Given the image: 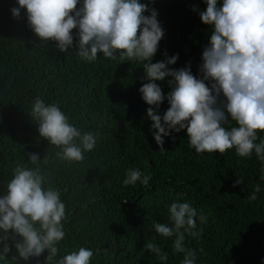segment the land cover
<instances>
[{
  "label": "trees",
  "instance_id": "obj_1",
  "mask_svg": "<svg viewBox=\"0 0 264 264\" xmlns=\"http://www.w3.org/2000/svg\"><path fill=\"white\" fill-rule=\"evenodd\" d=\"M141 2L158 12L165 31L152 62L178 54L177 63L169 67L181 69L190 63L199 77L211 35V26L199 16L207 5L203 0ZM13 7H19L16 0H0V195L17 165L36 166L29 159L35 153L67 204L60 255L86 247L94 252L92 264H161L145 249L154 242L168 254L167 264H180L183 254L173 252V240L159 237L152 227L167 222L168 206L179 200L208 218L206 224L198 222L203 229L199 240L186 237V246L198 251L197 264H262L264 191L255 201L247 199L256 184L264 189L255 155L241 158L234 149L223 155L198 154L189 146L186 130L173 133L174 140L164 137L161 151L147 117L150 106L139 92L147 82H142V65L102 54L93 63L81 61L77 30L73 45L62 52L32 31L26 9L13 17ZM170 79L157 82L165 94L171 91ZM37 97L58 104L82 130L99 133L97 148L83 162H61L58 149L39 135L31 115ZM168 107L165 101L158 114ZM130 168L150 174L149 186L124 185ZM240 179L243 183H237ZM15 255L13 247L8 264ZM47 255L45 251L28 262L20 259L19 264H46Z\"/></svg>",
  "mask_w": 264,
  "mask_h": 264
},
{
  "label": "clouds",
  "instance_id": "obj_2",
  "mask_svg": "<svg viewBox=\"0 0 264 264\" xmlns=\"http://www.w3.org/2000/svg\"><path fill=\"white\" fill-rule=\"evenodd\" d=\"M203 2L207 7L199 16L211 26V35L202 52L199 77L193 75L190 63L181 69L169 67L177 63L178 54L152 62L165 31L158 12L141 0H16L19 7L11 12L20 17L21 9H26L32 31L43 41L55 42L62 52L73 45V30H77L81 61L93 63L102 54L113 61L123 58L142 65V82H147L139 92L150 106L147 117L161 151L164 137L174 140L173 133L186 130L189 146L198 154L223 155L233 149L241 158L254 154L264 181V0ZM167 78H172L168 80L171 91L165 94L157 82ZM165 101L169 107L161 116L158 110ZM31 115L39 135L58 149L56 157L61 162L81 163L97 148L99 133L70 122L58 104L37 97ZM29 159L36 166L17 165L0 195V264H8L13 247L17 255L11 256L12 264L39 258L45 251L46 264H92L94 252L86 247L60 255L59 246L66 239L67 204L39 167V156L30 153ZM151 180L150 174L130 168L123 184L147 187ZM262 191L256 184L247 199L257 200ZM167 210L168 221L152 225L155 233L173 240V252L183 254L180 264H197L198 251L186 246V237L199 240L203 229L198 222L206 224L207 216L179 200ZM145 249L167 264L168 254L157 243L148 242Z\"/></svg>",
  "mask_w": 264,
  "mask_h": 264
}]
</instances>
